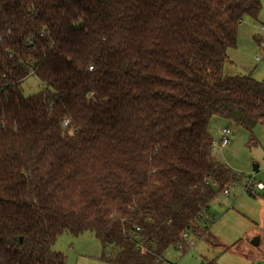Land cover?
Listing matches in <instances>:
<instances>
[{"label": "trees", "instance_id": "trees-1", "mask_svg": "<svg viewBox=\"0 0 264 264\" xmlns=\"http://www.w3.org/2000/svg\"><path fill=\"white\" fill-rule=\"evenodd\" d=\"M261 9L0 0V264H66L53 245L86 231L113 264H168L192 233L219 246L204 216L235 177L210 122L264 125V81L224 72Z\"/></svg>", "mask_w": 264, "mask_h": 264}, {"label": "rangeland", "instance_id": "rangeland-1", "mask_svg": "<svg viewBox=\"0 0 264 264\" xmlns=\"http://www.w3.org/2000/svg\"><path fill=\"white\" fill-rule=\"evenodd\" d=\"M261 1L259 18L245 17L238 29V44L228 50L230 61L224 67L225 74L251 75L264 81V30L261 28L264 0ZM43 88L44 84L34 76L22 83L26 96ZM224 128H230L231 134L229 144L222 148L219 144ZM210 133L213 156L230 168L235 177L225 188L229 195L219 191L204 216L210 226L209 233L220 245L213 247L205 238L192 233L187 238L186 250L171 247L165 258L168 264H206L213 260L216 264H264V125L246 129L214 116ZM255 165H258L256 170ZM258 184L263 188L259 189ZM255 239L259 240L258 245L253 244ZM53 250L65 256L66 264H113L103 259L102 244L91 231L78 237L63 233Z\"/></svg>", "mask_w": 264, "mask_h": 264}, {"label": "built area", "instance_id": "built-area-1", "mask_svg": "<svg viewBox=\"0 0 264 264\" xmlns=\"http://www.w3.org/2000/svg\"><path fill=\"white\" fill-rule=\"evenodd\" d=\"M262 46L264 47V44H262ZM230 134H231L230 128H224L221 131V134H220L221 135V141H220V144L219 145L222 148L226 147L229 144V142H230V138H229L230 137ZM213 146H214V142H213L212 147ZM257 187L259 189H262L263 188V186L261 184H258ZM224 193L228 196L229 195V190L228 189L224 190ZM252 193L255 194V191L253 190Z\"/></svg>", "mask_w": 264, "mask_h": 264}, {"label": "water", "instance_id": "water-1", "mask_svg": "<svg viewBox=\"0 0 264 264\" xmlns=\"http://www.w3.org/2000/svg\"><path fill=\"white\" fill-rule=\"evenodd\" d=\"M258 168V165H255L254 166V170H256ZM23 239L21 238V241H22ZM258 243H259V240L258 239H255L254 241H253V244L254 245H258Z\"/></svg>", "mask_w": 264, "mask_h": 264}, {"label": "crops", "instance_id": "crops-1", "mask_svg": "<svg viewBox=\"0 0 264 264\" xmlns=\"http://www.w3.org/2000/svg\"><path fill=\"white\" fill-rule=\"evenodd\" d=\"M263 16H264V15H263ZM263 18H264V17H262V20H263ZM244 20H245V19H244ZM243 22H244V21H243ZM243 22H242V23H243ZM242 23H241V24H242ZM239 27H240V26H239ZM263 27H264V26L262 25V27H261V28L264 30V28H263ZM260 30H261V29H260ZM238 32H239V31H238ZM238 38H239V35H238ZM259 42H260L261 44L263 43V41H262V40H259ZM261 44H260V45H261Z\"/></svg>", "mask_w": 264, "mask_h": 264}]
</instances>
